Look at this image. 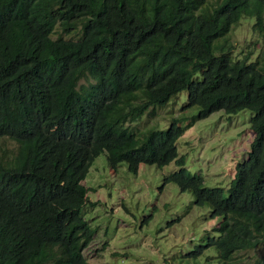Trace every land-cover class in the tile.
<instances>
[{
	"label": "trees",
	"instance_id": "1",
	"mask_svg": "<svg viewBox=\"0 0 264 264\" xmlns=\"http://www.w3.org/2000/svg\"><path fill=\"white\" fill-rule=\"evenodd\" d=\"M243 15L264 38V0H0V138L15 143L10 156L0 147V264H91L83 179L103 152L132 172L174 161L163 181L219 217L186 264H231L257 245L248 264H264V47L256 60L231 55ZM181 90L194 114L132 125ZM244 108L250 148L228 187L208 186L177 139L213 111Z\"/></svg>",
	"mask_w": 264,
	"mask_h": 264
},
{
	"label": "rangeland",
	"instance_id": "2",
	"mask_svg": "<svg viewBox=\"0 0 264 264\" xmlns=\"http://www.w3.org/2000/svg\"><path fill=\"white\" fill-rule=\"evenodd\" d=\"M253 21V16L243 15L229 31L233 57L247 56L248 60L262 57L264 38L253 27ZM186 97L187 91L181 90L168 103L143 114L132 125L139 130L151 126L163 128L174 116H191L197 107H183ZM252 114L247 108L231 114L216 110L196 119L176 142L179 155L185 156V166L202 173L208 186L228 187L236 163L250 148ZM185 122L186 119L181 121ZM4 144L10 149V156L15 143L4 136L0 138V147ZM177 168L174 161L160 167L140 163L137 172H132L125 161L112 168L104 152L94 158L83 179L89 190L82 207L84 218L94 230L84 250L91 264H186L187 252L219 217L209 221L207 206H190L189 191H181L174 182L163 181L164 175ZM262 250L261 245L241 250L231 264H248Z\"/></svg>",
	"mask_w": 264,
	"mask_h": 264
}]
</instances>
